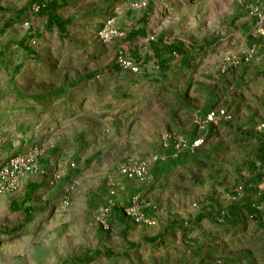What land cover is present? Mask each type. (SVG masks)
<instances>
[{
	"label": "rangeland",
	"instance_id": "374dc122",
	"mask_svg": "<svg viewBox=\"0 0 264 264\" xmlns=\"http://www.w3.org/2000/svg\"><path fill=\"white\" fill-rule=\"evenodd\" d=\"M142 1L90 0L87 13L104 18L98 31L110 19L121 32L101 38L97 31L98 42L115 43L123 35L114 23L115 14L103 16L108 13L102 10H111V3L137 7ZM145 1L150 2L149 37L180 49L165 78L146 79L136 73L95 76L111 61V47L104 55L89 46L70 54L52 39L38 47L36 55L20 60L17 73H9L22 79L9 85L11 99L0 101L6 109L0 111V125H9L10 134L14 125L26 126L27 143L18 150L11 144L12 154L0 160V169L21 154L33 156L39 170L21 176L17 187L0 191V197L18 198L26 176H42L45 182L34 195V213L24 214L22 207L9 215L0 212V264H159L151 258L157 246L146 244L120 250L114 259L98 257L109 237L113 210L120 207L123 212L129 201L120 203V179L128 178L120 169L147 160L142 150L146 136L178 134L170 129L177 115L171 106L191 99L209 110L224 109L225 119L241 133L264 137V0ZM5 37L2 31L0 75L8 74L6 66L17 54ZM86 70L93 72L89 80ZM188 83L194 86L193 94L186 93ZM17 93L25 95L21 108L26 112L20 114L7 111L21 103L12 96ZM195 121L202 132L209 125L204 114ZM110 203L114 205L109 208ZM255 206L258 219L245 222L236 238L211 237L207 264H264V202Z\"/></svg>",
	"mask_w": 264,
	"mask_h": 264
},
{
	"label": "crops",
	"instance_id": "0c3cea01",
	"mask_svg": "<svg viewBox=\"0 0 264 264\" xmlns=\"http://www.w3.org/2000/svg\"><path fill=\"white\" fill-rule=\"evenodd\" d=\"M0 1L6 7L0 8L3 14L0 33L6 34L5 41L13 44L17 51L16 59L6 66L8 74L0 75V101L3 102L11 99L7 92L9 85L22 79L9 73H17L19 70L15 69L20 60L36 55L38 47L41 48L49 39L53 45L65 46L70 54L85 50L84 46H89L97 55L108 53L109 47L113 49L115 58L113 55L101 72H84L87 80L91 73L95 76L99 73H132L117 65L116 55L121 51L139 64L136 75L146 79L165 78L175 67L171 59L180 56L178 46L163 45L159 37H149V1L148 6L143 7H122L111 3V10L110 7L102 10L108 13L103 16L115 14L114 23L123 30V35L115 40L116 44L106 45L97 39V31L104 19L102 14L87 13L86 5L90 0ZM33 3L39 5L37 11H30ZM25 20H29V25L23 24ZM24 60L25 64L29 62ZM0 69H4L1 64ZM191 86L188 83L186 93L191 91L193 94L194 86ZM17 94L12 96L21 103L7 110L14 114L24 111L21 108L24 98L21 97L25 95ZM4 106L0 102L3 113L6 111ZM171 107L177 114L171 131L187 139L203 135L205 142L194 150L183 149L177 156H171L162 149L161 136H146L147 144L142 150L148 161L149 183L122 177L118 191L121 204L127 202L132 194L140 192L155 223H134L120 207L115 208L110 217V227L106 230L108 240L98 257L114 259L120 250L130 248L133 251L138 244H146L149 248L157 246L151 258L159 264H207L212 251L211 237L226 241L236 238L245 222L256 221L259 217V207L255 203L264 202V137L243 134L232 120L225 118H220L215 125H208L202 132L196 127L195 117L205 114L209 108L191 99ZM25 127L20 123L14 125V133L10 134L9 125H0V132L6 134L0 135V160L12 154L11 144L14 145L13 150L25 146ZM155 154L166 156L153 161L151 157ZM44 182L42 176H26L18 198L0 197V212L9 215L13 208L22 207L24 214L34 213L37 205L34 195L40 192ZM262 226L264 230V223ZM217 242L222 244L224 241Z\"/></svg>",
	"mask_w": 264,
	"mask_h": 264
},
{
	"label": "built area",
	"instance_id": "2783aa9c",
	"mask_svg": "<svg viewBox=\"0 0 264 264\" xmlns=\"http://www.w3.org/2000/svg\"><path fill=\"white\" fill-rule=\"evenodd\" d=\"M141 6H145L147 2L144 0L139 3ZM39 5L33 3L30 6V11H37ZM29 20L23 22L24 25H29ZM114 35H121V32L114 27L110 19H107L104 26L98 31V36L101 38H109ZM33 42H35L33 40ZM116 63L123 71H129L132 73H137L140 69L139 64L129 55L124 52H119L116 55ZM227 113L224 109H212L204 114L205 124L211 125L216 123L220 118H227ZM208 126V125H207ZM205 142V136L200 135L194 139H187L182 135L174 133H166L161 138L162 149L168 151L171 156H177L178 153L183 149L194 150L200 147ZM166 156V155H165ZM163 154H156L151 157V160L157 161L163 157ZM39 170V165L35 158L31 155H15L11 157L0 169V191H10L17 187L20 177L28 174L34 173ZM120 171L128 178H136L142 183H149V170L148 161H136L129 165L121 167ZM68 200L66 199L65 203ZM114 204H108L109 208ZM109 211L106 208L103 212L102 223L106 224V218ZM123 213L131 221L137 224L153 225L155 223V218L153 215L147 212L146 202L140 192H136L131 195L129 201L123 207Z\"/></svg>",
	"mask_w": 264,
	"mask_h": 264
}]
</instances>
